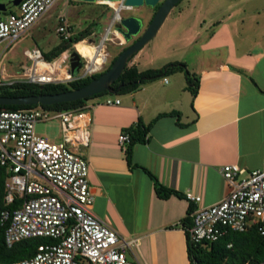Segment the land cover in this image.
<instances>
[{
	"label": "crops",
	"instance_id": "1",
	"mask_svg": "<svg viewBox=\"0 0 264 264\" xmlns=\"http://www.w3.org/2000/svg\"><path fill=\"white\" fill-rule=\"evenodd\" d=\"M189 1L172 18L170 48L152 52L160 63L150 58L141 65V48L128 64L143 71L183 62L198 79L197 93L177 69L114 94L119 104L93 102L90 144L79 148L88 162L91 211L120 236L138 239L127 252L140 264H189L188 209L227 194L224 164L246 171L264 167V0ZM134 9L122 15L135 16ZM138 122L150 129L144 142L133 145L135 167L118 136ZM142 168L175 193L158 196L154 178ZM187 192L201 200L188 201Z\"/></svg>",
	"mask_w": 264,
	"mask_h": 264
},
{
	"label": "built area",
	"instance_id": "2",
	"mask_svg": "<svg viewBox=\"0 0 264 264\" xmlns=\"http://www.w3.org/2000/svg\"><path fill=\"white\" fill-rule=\"evenodd\" d=\"M124 0L111 5L113 19L97 44V58L79 51L82 66L69 71V56L76 43L57 58L47 60L34 47L25 49L29 65L17 74L4 75L0 67V85L14 82L38 84L68 83L101 71L108 60L107 41L118 39L126 45L115 28L120 19ZM55 0H22L15 11L1 15L0 42H12L37 21ZM62 20V18H61ZM57 32L68 40L72 32L61 23ZM112 35V36H111ZM83 41V40H82ZM87 43V42H86ZM77 50V49H76ZM100 58L99 62H96ZM166 81V79H164ZM105 105L120 103L119 98L107 96ZM98 103H86L81 108L51 110L42 106L22 109H0V165L7 169L5 204L0 221L4 223L7 246L31 237H47L28 258L0 264H140L127 258L126 252L138 247V239L120 236L104 220L91 211L94 196L88 183V162L80 147L90 144V124L93 109ZM58 118L61 138L48 141L38 135V121ZM129 141L128 133H120L118 143ZM220 173L229 187L227 194L208 206H197L192 211V240L215 241L227 229L243 231L257 224L264 236V167L246 171L236 163L224 164ZM188 201L198 203L199 195L187 192Z\"/></svg>",
	"mask_w": 264,
	"mask_h": 264
},
{
	"label": "trees",
	"instance_id": "3",
	"mask_svg": "<svg viewBox=\"0 0 264 264\" xmlns=\"http://www.w3.org/2000/svg\"><path fill=\"white\" fill-rule=\"evenodd\" d=\"M159 5L160 3L154 7V11L147 21V24L152 19ZM96 25L97 24L92 21L80 32L77 34H72L68 40H63L61 44L51 49L47 54L44 55V58L47 60H53L57 58L64 50L72 47L73 44L76 43L77 46L80 42H82V40L95 32ZM126 47L127 45L121 46L116 54L111 57L108 64H106L101 71L94 73L91 76H86L68 83L38 84L29 82H14L11 84H4L0 85V95L21 96L31 94L57 93L69 89L79 88L89 83L92 79L99 77L104 71H106L112 65L117 55ZM133 57L134 56L128 60V63ZM177 69L182 70L185 73L188 83H190L188 88L195 95L197 93L198 79L187 70L186 65L183 62H171L165 64L161 68L143 71L138 70L137 66L134 64H127L121 75L115 81L116 84L114 87H118L119 84L123 85L118 93L133 91L147 80L157 77H165ZM143 77L147 78L145 79ZM192 80H194V82ZM104 92L108 93L107 91H103L99 94ZM91 97L93 96L74 101L55 103L52 105H0V109L12 110L35 106H42L51 110L77 109L84 106ZM157 117H159V115ZM149 129L150 124L143 125L142 123L138 122V124L131 126L126 130V133L129 135V141L125 148V156L129 166L138 167L137 165L132 164V148L135 143L144 142L146 140V134L148 133ZM142 169H144L151 177L154 178L155 193L158 196L165 198L175 193V191L172 189H169L159 183L157 178L146 168ZM7 176L8 173L6 167L0 165V213L4 208H12L19 204V200L17 199L13 204H5V180ZM193 210V207L189 208L186 216L184 217V230L186 233L189 264H264V236L261 235L257 224H252L243 231H232L227 229L226 232L215 241L196 242L192 240L189 231L193 224ZM5 226L6 225L0 221V261L11 262L31 257L36 252L40 244L51 242V239L47 237H31L20 240L14 243L12 246H7L4 241Z\"/></svg>",
	"mask_w": 264,
	"mask_h": 264
},
{
	"label": "rangeland",
	"instance_id": "4",
	"mask_svg": "<svg viewBox=\"0 0 264 264\" xmlns=\"http://www.w3.org/2000/svg\"><path fill=\"white\" fill-rule=\"evenodd\" d=\"M11 0H0V2L7 4V10L0 15L7 14L16 9L10 4ZM189 0L180 1L171 11L170 17L159 28L156 35L142 48L144 55L138 59V62L143 65V61L153 59L154 65L160 63V59L152 55L155 52L157 55L158 50H168L170 46L167 45L168 38L171 37L169 28L173 22L172 18L177 15L179 8H186ZM154 7L146 5L136 7L133 11L135 16L139 17L142 21V29L147 25V21L151 17ZM114 11L106 6H97L94 2H84L77 0H55L54 5L35 21L25 32L19 37L9 43L10 40L0 42V67L4 75L17 74L21 69L29 65V61L24 55L25 49L38 48L43 55L47 54L51 49L58 46L63 42L62 36L57 32L58 26L63 22L70 28L72 34H77L84 29L89 23L94 21L95 32L86 37L80 43L95 45L101 39L106 26L109 24L113 17ZM122 14V12H121ZM64 15V16H61ZM61 16V17H60ZM62 18V20H61ZM116 28V26H115ZM112 36V35H111ZM130 41L126 42L128 44ZM79 43V44H80ZM121 48L118 44V39L114 41H107L105 50L109 53L108 59L111 58ZM77 49V47H76ZM75 49H72L73 51ZM46 59V58H45ZM109 61H107L108 64ZM139 63V64H140ZM114 94L101 93L97 94L87 102H102L106 96H113ZM35 131L38 135L46 138L51 142H58L61 138V124L58 118H50L43 121H38L35 125ZM127 258L130 260L128 252Z\"/></svg>",
	"mask_w": 264,
	"mask_h": 264
},
{
	"label": "water",
	"instance_id": "5",
	"mask_svg": "<svg viewBox=\"0 0 264 264\" xmlns=\"http://www.w3.org/2000/svg\"><path fill=\"white\" fill-rule=\"evenodd\" d=\"M22 0H11L12 7L18 6ZM84 2H99L108 5H115L120 0H77ZM181 0H124V10L140 7L143 5L155 7L158 3L160 5L156 9L150 22L142 29V21L139 17L134 15H122L116 25V29L122 34L125 41H130L133 37L138 38L124 48L113 61L112 65L104 71L99 77L92 79L89 83L79 88L69 89L57 93L45 94H31L21 96H1L0 105H52L60 102L74 101L84 99L90 96L107 91L110 94H117L120 87L114 89L112 84L118 79L123 72L128 60L134 56L144 45H146L158 32L159 28L164 23L165 19L170 14L174 6ZM7 4L0 2V12H6ZM121 11V12H122ZM1 18V15H0ZM114 17H112L113 19ZM80 56L77 50H73L69 56L70 69L74 72L80 68ZM147 78V77H143Z\"/></svg>",
	"mask_w": 264,
	"mask_h": 264
},
{
	"label": "bare ground",
	"instance_id": "6",
	"mask_svg": "<svg viewBox=\"0 0 264 264\" xmlns=\"http://www.w3.org/2000/svg\"><path fill=\"white\" fill-rule=\"evenodd\" d=\"M76 47H77V51H79L80 53L86 56H89L92 59L97 58V55H96L97 51L94 45H91L89 43L88 44L80 43ZM99 61H100V58H98L96 62H99Z\"/></svg>",
	"mask_w": 264,
	"mask_h": 264
},
{
	"label": "flooded vegetation",
	"instance_id": "7",
	"mask_svg": "<svg viewBox=\"0 0 264 264\" xmlns=\"http://www.w3.org/2000/svg\"><path fill=\"white\" fill-rule=\"evenodd\" d=\"M137 38H138V36L133 37V38L130 40V42H129L128 44H126V45H127V46L130 45V44L133 43ZM110 59H111V58H109L107 61H110ZM79 62H80V65L82 66L83 60L80 59ZM106 64H107V62H106ZM115 84H116L115 82L112 84V87H113L114 89H116V88H118V87H120V89H121L122 86H123L122 84H119L118 87H114Z\"/></svg>",
	"mask_w": 264,
	"mask_h": 264
}]
</instances>
